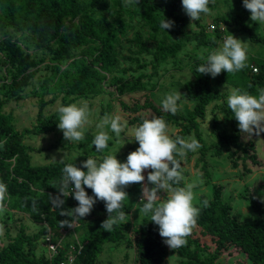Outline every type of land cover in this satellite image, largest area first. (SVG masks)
Returning <instances> with one entry per match:
<instances>
[{"label":"trees","instance_id":"16d2710c","mask_svg":"<svg viewBox=\"0 0 264 264\" xmlns=\"http://www.w3.org/2000/svg\"><path fill=\"white\" fill-rule=\"evenodd\" d=\"M182 10L181 0H140L138 5L129 6H125V0H0V180L7 184L11 197L7 209L26 214L34 223L42 225L33 235L20 227L14 236H8L7 243L0 248V264H59L66 258L71 245L76 246L73 264H96L105 244L127 240L126 223L114 226L110 233L101 228L107 212L104 202L97 201L89 215L72 221L73 231L80 235L61 240L51 257L35 255L36 242L41 236L69 228L61 227V220L71 217L61 216L59 210L51 206L48 195L57 194L58 190L51 185L61 178L64 164L75 162L80 166L81 161L67 159L64 163L53 161L35 165L24 139L54 131L59 106L97 97L107 92L105 85L110 87L109 93L119 95L155 90L157 83L148 86V79L157 74L161 63L175 58L191 42L210 50L215 48L221 31L210 34L197 22L195 32H186L185 19L178 13ZM162 14L175 22L172 29L160 28ZM246 19V15H220L215 22L237 25L247 32L251 41L264 44V38L254 33ZM144 31L155 40L154 50L147 45ZM128 33H131L130 38ZM124 42L128 45V54H122ZM142 55L151 56V59L141 61ZM120 60L132 65L119 68ZM249 67L248 64L236 74L222 71L219 82L256 94L257 88H264V62L258 66L257 73V70L251 73ZM149 68L151 73L141 72L134 79L117 75L118 70L126 73ZM41 69L44 73L33 89L38 106L36 121L19 131L14 114L5 111V105L21 100L22 93ZM184 93L192 106L175 115L163 111L161 104L155 103L148 93L127 102L119 100V109L127 114V122L132 127L142 123L146 116L156 114L176 129L175 134L195 137L202 147L197 150L193 167L201 171L202 178L209 176L207 153L212 150V155L221 157L223 145L232 165L237 167L241 159L242 174L250 175L252 170L245 162L250 159L254 164L259 163L255 144L253 140L246 144L241 142L238 122L227 106L226 92L214 89L212 77L203 74L185 81ZM220 101V116L212 114L210 141L201 123L208 106ZM55 104L58 108L46 114L45 110ZM261 136L264 139V132ZM192 155L193 152H188L184 160L189 162ZM260 188L264 191V183ZM85 190L92 195L91 189ZM213 191L211 198L202 195L199 199L201 204L208 201V206L201 208L186 246L169 250L159 235L158 225L148 216L142 217L133 241L134 264H161L170 251L177 255L179 264H226L230 258H234L233 264H247V260L264 264V206L251 193L249 203L261 218L239 220L221 199V189L216 187ZM64 199V208H74L78 204L72 195ZM33 200L38 212L32 211ZM130 209L125 200L124 211L128 215ZM91 221L98 223L95 230L90 234L83 232ZM51 241L55 243L57 238L52 236Z\"/></svg>","mask_w":264,"mask_h":264},{"label":"clouds","instance_id":"9594fccd","mask_svg":"<svg viewBox=\"0 0 264 264\" xmlns=\"http://www.w3.org/2000/svg\"><path fill=\"white\" fill-rule=\"evenodd\" d=\"M139 3L140 0H125V6ZM181 3L190 20L197 21L202 14H211L209 5L215 4V0H181ZM243 6L249 11L251 21L264 24V0H243ZM174 23L162 14L159 26L162 30H170ZM249 49L246 41L232 34L227 35L218 47L199 57L203 63L195 71L213 78L222 71L239 73L248 67ZM182 96L185 95L178 90L166 93L161 100L162 110L175 115L183 108ZM227 106L238 122L241 134L251 139L253 135L258 137L264 132V88H257L256 94L245 88H232L227 96ZM57 111V127L64 139L69 142L85 141L87 127L92 123L88 102L80 100L61 105ZM95 127L97 132L91 143L97 153H104L112 139L109 132L115 134L121 147L125 143L121 133L129 126L122 115L106 114ZM132 135L139 146L128 153L124 162L116 156L119 147L99 157H87L80 166L75 162L64 164L61 178L51 185L58 190L57 194L48 195L51 206L58 209L61 216L71 217L70 220H61V227H73V220L83 219L91 213L97 201H102L107 218L102 221L101 228L110 233L114 226L128 221V214L124 211V201L128 200L125 189L132 184H141L139 212L158 225L159 235L169 248L186 246L187 237L197 225L201 208L207 207L208 201L201 204L194 191L197 185L203 183L202 179L181 186L184 179L181 162L188 152H196L202 145L195 137L170 134L165 118L156 114L146 116L132 129ZM60 163L64 160L60 159ZM146 170L149 171L145 182L143 173ZM85 188L91 189L92 195ZM161 192L167 194L166 198ZM69 195L78 202L74 208L63 207L64 198ZM10 200L8 186L0 180V216L7 212ZM32 211H39L35 200L32 201ZM4 233L5 226L0 223V236Z\"/></svg>","mask_w":264,"mask_h":264},{"label":"rangeland","instance_id":"374dc122","mask_svg":"<svg viewBox=\"0 0 264 264\" xmlns=\"http://www.w3.org/2000/svg\"><path fill=\"white\" fill-rule=\"evenodd\" d=\"M167 2V0H156ZM211 9L210 15H203L197 21H191L188 15L184 12V10L178 12L185 19L184 30L186 32L192 33L195 32L197 22L203 25L205 30L213 34L214 31H221V38L219 39L217 46H219V42H222L223 39L232 34L234 37L240 38L243 41H246L250 45L249 49V57L247 63L249 64V68L251 73L254 72L253 68H257L258 66L264 62V44L258 41H251L247 32H245L242 28L237 25L228 26V25H217L215 22V18L220 15L232 16L234 14L246 15V24L253 29L254 33L258 36L264 38V24H259L257 22H253L250 19L249 11L243 6V0H215V4L209 5ZM215 26V29H212ZM143 36L146 39V43L151 50H154L156 45L155 40L152 37H148L147 32H143ZM127 37H131V33H128ZM128 45L123 44L122 54H128L127 52ZM210 49L197 46L194 42L189 43L186 47H184L175 58L168 59L167 61L161 63L158 67L157 74L148 79V86L153 83H157V87L153 91H145V92H134V93H126L123 95H119L116 92L109 93V86L105 85L107 92L100 94L97 97H94L90 100H87L89 107L92 111V116L90 119L92 123L87 127L86 131V140L83 142H69L66 141L63 137L62 131L56 127L54 131H51L46 134L41 135H31L24 139V143L28 146L29 152L32 156V163L35 165L46 164L53 161H60V159L67 160H77L83 161L87 157H99L101 155L107 154L110 150H114L120 147V143L117 142L114 133L109 132L112 136V139L108 142L109 147L104 150V153H97L95 151V146L92 145V140L97 132L95 127L96 123L100 121V119L106 114H119L122 115L125 119L127 114L123 113L119 109V100L129 101L132 97L142 96L144 93H148L155 103L161 104V100L163 96L171 91L178 90L182 94L184 93V85L185 81L189 79H193L197 76H201L203 74L197 73L195 69L199 66V64L203 63L199 59L201 55L206 56ZM39 55V53H38ZM151 56L142 55L140 56L141 61H149ZM47 63V62H45ZM130 64L127 61L120 60L119 68H126ZM141 72L151 73L152 69L141 70L138 72L128 71L126 73H122L118 70L117 75H121L124 78H132L134 79ZM44 73V69H41L37 76L33 79L31 84L24 90L22 93L23 98L18 101H10L5 105V111H11L16 118V128L19 131H22L25 128L31 127L36 121V114L38 112L37 100L33 95V89H35L38 85V78ZM221 75L219 74L215 78L212 77V85L214 89H217L221 92H226L225 99L227 101V96L230 93V90L234 88L228 84H221L219 82ZM183 108L182 112L187 111L191 108L192 103L190 100H187L185 96H182ZM222 101L211 103L208 106L207 114L202 121L201 126L203 132H205L208 140H211L210 131L212 114L217 113L220 116V107ZM58 108V105L55 104L50 108L45 110V113L48 114L51 111H54ZM210 119V120H209ZM127 120V119H126ZM128 129L125 132L121 133V136L124 137L125 143L119 148L116 153L118 160L124 162L129 152L134 151L139 145L138 142L133 139L132 129L134 127L128 124ZM170 134H175L176 129L173 126H169ZM240 139L242 143H248L253 140L255 147L254 150L257 154L258 164H254L250 161V159H246V165L251 168L252 172L249 175H243V166L242 160L238 159L239 165L237 167L233 166L230 160L226 157L227 149L226 146L223 145V155L221 157H216L212 155L213 152L210 150L207 153V169L209 171L208 179H204L201 177V171L199 169H195L193 164L198 156V152H193V155L190 157L189 162H186L184 159L181 162L183 172H187V174H183V185L192 183L195 180L202 179L203 183L197 185L194 188V191L197 193L198 201L202 195L211 198L216 187L221 189V199L226 202L230 207V212L242 220L244 218H255L259 219V216L255 211H253L250 203H249V195L253 193L256 200H258L261 205L264 206V191L261 190V185L264 183V139L260 135L257 137L253 135L250 139L244 134L240 133ZM251 153V152H249ZM242 154L239 153V156ZM76 157V158H75ZM147 171V170H146ZM145 171V172H146ZM145 172L143 173L145 175ZM128 193L127 204L131 208L130 214L128 215L127 224V232L126 237L127 240H123L119 243H107L103 247V251L97 259L96 264H134L136 258V251L133 245V241L138 232L139 223L145 215L139 212V208L141 207L140 199L142 196V185L141 184H132L128 186L126 189ZM164 198H166L167 194L161 192L160 193ZM0 223H3L5 226V233L3 236H0V248L3 247L7 241L8 236H14L20 227L25 228V232L29 235L36 234L40 228L41 224L34 223L26 214L20 212L9 211L0 216ZM97 221L89 222L84 229L82 230L85 233H92L97 227ZM56 235L57 241L60 239H68L69 237H75L80 235V232H74L73 227H69L67 230H60V232L54 233ZM61 237V238H60ZM169 248V247H168ZM171 250V248H169ZM49 247L46 241V235L41 236L36 242V248L34 250V254L37 256H47L50 255ZM179 258L176 254L171 251L168 253L166 259L161 264H179ZM234 258H230L226 261V264H233ZM247 264H253L250 260L246 261Z\"/></svg>","mask_w":264,"mask_h":264},{"label":"built area","instance_id":"2783aa9c","mask_svg":"<svg viewBox=\"0 0 264 264\" xmlns=\"http://www.w3.org/2000/svg\"><path fill=\"white\" fill-rule=\"evenodd\" d=\"M257 69L256 68H253V71H256ZM60 232V231H58ZM52 236H56L53 234V232L49 231L47 234H46V241H47V245L49 247V251L51 252L49 257H51L54 253H56V246L57 244L61 241V239L55 243H53L51 241V237ZM61 238V237H60ZM78 243V242H77ZM76 251V246L75 245H71L69 247V250L67 252V255H66V258L64 260H62L59 264H73L74 262V252Z\"/></svg>","mask_w":264,"mask_h":264}]
</instances>
